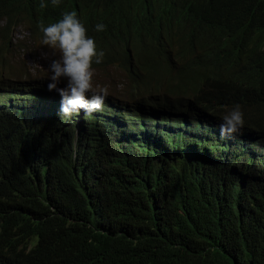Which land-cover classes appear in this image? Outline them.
Here are the masks:
<instances>
[{"label": "trees", "instance_id": "trees-1", "mask_svg": "<svg viewBox=\"0 0 264 264\" xmlns=\"http://www.w3.org/2000/svg\"><path fill=\"white\" fill-rule=\"evenodd\" d=\"M197 1L0 0V264H264V0ZM71 10L130 90L64 119L3 59L18 26L41 43ZM236 104L245 126L221 138Z\"/></svg>", "mask_w": 264, "mask_h": 264}, {"label": "clouds", "instance_id": "clouds-1", "mask_svg": "<svg viewBox=\"0 0 264 264\" xmlns=\"http://www.w3.org/2000/svg\"><path fill=\"white\" fill-rule=\"evenodd\" d=\"M62 2L63 0H40V7L47 8L49 3L58 7ZM152 2L162 8L173 9L182 5L192 8L193 5L192 0H152ZM217 2L218 0H198L196 10L201 14L211 12ZM152 16H141L130 22L128 39L131 40L135 33L144 31L150 24ZM146 18H148V22L145 21ZM24 29L27 36V29L25 27ZM106 29L107 25L104 23H97L94 28L96 32H103ZM39 30L42 33V45L47 46L55 57L47 67V80L49 81L47 90L55 91L61 97L58 115L61 118L70 119L81 111L91 115L103 110L104 103L110 93L107 86L94 82L95 69L93 65L102 63L106 53L103 49L98 48L95 37L88 34V28L82 22L77 11H65L62 13V18L47 25L41 22ZM21 41L17 38L18 44L16 46L11 44L10 49L7 50L9 53L3 61L6 62L15 54L14 47L21 48L24 53H30V48L21 44ZM62 81H66L64 86H61ZM244 126V111L239 104H236L222 117V122L219 125L221 138L239 134Z\"/></svg>", "mask_w": 264, "mask_h": 264}, {"label": "rangeland", "instance_id": "rangeland-1", "mask_svg": "<svg viewBox=\"0 0 264 264\" xmlns=\"http://www.w3.org/2000/svg\"><path fill=\"white\" fill-rule=\"evenodd\" d=\"M0 36L4 37L2 31H0ZM13 36L22 40L21 44L30 48V53H24L21 48L14 47L15 54L4 64L5 69H7L6 72H17L15 75H18L25 71L27 66L35 68L31 73L41 75V70L48 72L47 67L51 60L55 58L52 51L47 46L42 45V43L34 42L31 38H24L26 36L24 28L18 27L13 32ZM45 55H47V58H45ZM123 73L117 66L106 65L100 69H95L94 82L107 86L110 91H129L130 85L126 84ZM39 75H31V78L36 79L34 80L36 88H38V91H41L47 87L49 81L42 80Z\"/></svg>", "mask_w": 264, "mask_h": 264}, {"label": "bare ground", "instance_id": "bare-ground-1", "mask_svg": "<svg viewBox=\"0 0 264 264\" xmlns=\"http://www.w3.org/2000/svg\"><path fill=\"white\" fill-rule=\"evenodd\" d=\"M95 69V68H94Z\"/></svg>", "mask_w": 264, "mask_h": 264}]
</instances>
